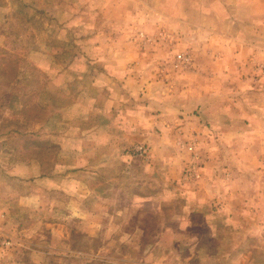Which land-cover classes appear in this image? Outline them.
I'll use <instances>...</instances> for the list:
<instances>
[{
	"label": "rangeland",
	"instance_id": "374dc122",
	"mask_svg": "<svg viewBox=\"0 0 264 264\" xmlns=\"http://www.w3.org/2000/svg\"><path fill=\"white\" fill-rule=\"evenodd\" d=\"M255 222L264 0H0V264H264Z\"/></svg>",
	"mask_w": 264,
	"mask_h": 264
},
{
	"label": "crops",
	"instance_id": "0c3cea01",
	"mask_svg": "<svg viewBox=\"0 0 264 264\" xmlns=\"http://www.w3.org/2000/svg\"><path fill=\"white\" fill-rule=\"evenodd\" d=\"M175 176H172L171 175L168 179L175 178ZM173 182H174V180H173ZM204 182L206 184L203 185V189H197L194 192L193 191H189L187 189L188 190V192H187L185 190V187H184V191L183 192L184 193H222L223 187H219V186L221 185V182H223V181L221 179H219L218 177H215V178L210 177L209 180L207 178L206 181L204 180ZM170 183L172 184V182H170ZM206 185L208 186V188H207ZM214 186L215 187L218 186V188H219L218 191H216V189L214 188ZM168 193H172V192L170 191ZM173 193H177V191L174 190ZM227 193H232V192L229 190V191H227ZM185 210H186V206H184V208H183V211H185ZM209 224L210 223H208L207 221H205L203 223H198V224H195V225H191L190 227H187V228H203L204 231H205V229H207L208 231L211 230V231H213V233H212L213 240H217V235L215 233V229L211 225H209ZM248 225L250 226V228H252V229L254 228V230L256 231L254 234L257 235L258 236V240L261 243L264 244V222L249 223ZM249 226H248V228H249ZM243 231H245V230L242 227H239V226H237V227H234L233 226V228H232V232H233L234 235L240 234ZM258 231H260V232H258ZM196 240H198V239L197 238H191L190 239L191 245H192V243H196L197 242ZM202 240L203 239H201V240L199 239V242L202 243L203 242ZM194 241H196V242H194Z\"/></svg>",
	"mask_w": 264,
	"mask_h": 264
}]
</instances>
